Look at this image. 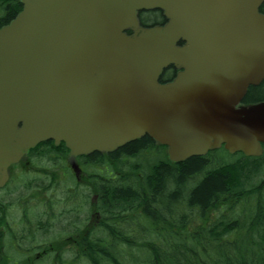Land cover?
I'll use <instances>...</instances> for the list:
<instances>
[{"label":"water","instance_id":"water-1","mask_svg":"<svg viewBox=\"0 0 264 264\" xmlns=\"http://www.w3.org/2000/svg\"><path fill=\"white\" fill-rule=\"evenodd\" d=\"M0 27V188L40 144L69 162L149 136L184 163L224 147L259 157L264 0H21ZM164 25L142 27L141 11ZM131 31L129 35L127 32ZM170 67L175 80L161 84Z\"/></svg>","mask_w":264,"mask_h":264},{"label":"trees","instance_id":"trees-1","mask_svg":"<svg viewBox=\"0 0 264 264\" xmlns=\"http://www.w3.org/2000/svg\"><path fill=\"white\" fill-rule=\"evenodd\" d=\"M20 8L18 0H0V27L12 21ZM260 10L264 14V3ZM161 13L142 12V25L147 26L149 21L161 25ZM263 101L264 81L251 87L245 99L247 103ZM61 147L65 148L63 144ZM164 149L145 136L113 153L81 158L83 165L88 161L92 171L83 176L82 183L70 176L71 185L66 191L77 198L81 185L90 189V195H84L83 211L88 213V220L93 214L99 217L82 229L80 209L68 208L66 213L73 220L54 239L45 240L39 247H29L36 238L42 239L37 235L26 238L27 243H19L20 232L5 223L3 215L7 211L0 210V230L6 228L0 234V264H264V203L257 199L249 214L242 210L235 216L236 206L246 204L256 195L261 197L264 183L253 185L248 180L250 176L244 174L251 169L247 162L258 163L264 156L236 162L237 168L232 171L238 176H231V171L207 176L210 171H220L213 170L214 164L207 158L192 157L173 164ZM154 150L162 157L149 164L147 172L135 160ZM27 187L37 190L31 184ZM92 195L96 196L93 202ZM25 213L21 224L27 228L29 213ZM216 213L220 217L212 220ZM42 227L44 232L49 230ZM66 240L73 241L67 255L60 247ZM9 242L14 245L10 251L3 248V243ZM48 247L42 258L34 257L36 249Z\"/></svg>","mask_w":264,"mask_h":264},{"label":"rangeland","instance_id":"rangeland-1","mask_svg":"<svg viewBox=\"0 0 264 264\" xmlns=\"http://www.w3.org/2000/svg\"><path fill=\"white\" fill-rule=\"evenodd\" d=\"M7 1H10V0H7ZM50 151L51 150H48V149L45 150V148H43L41 150L38 149L33 154V157L34 156H41V157L42 156H48L49 157L48 160H49L51 158V155L49 156L46 153L50 152ZM242 156H244V155L241 153L235 154V155H230L225 151H217L216 153H213L210 157V158H212V157L216 158L215 161H213V163L211 161L210 163L214 164L213 170H220V171H214V172L225 173V172L231 171L230 172L231 176H238L237 174H235L232 171V169L237 168V166L234 165V164H236V162L243 161L245 156L244 157H242ZM65 157H66V153L64 152L63 157H62V163H65L64 166L66 167L67 170H69V167H68V164H67ZM159 157H162L160 152L158 150H154L152 152H146L139 159H136L135 162L142 163L145 167V171L148 172L150 169L149 164L151 165ZM222 161H224L225 163H223ZM260 162L255 163L251 160V162H247V165L244 164L247 166V168L248 167L251 168L249 171H246V174H244V176H250L248 180H251V181H249V182L250 183L252 182V184L256 185V186H260L264 183V159ZM229 165H230V167H229ZM254 165H257V166H254ZM258 165H260V167H258ZM36 166H37V168L40 167L38 165V163L36 164ZM148 166H149V169H148ZM26 167H28V166H26ZM26 167H25V169H23L24 171H26ZM87 168H89V167H87ZM257 169H259V171H257ZM23 170H21V171H23ZM88 171L90 172V171H92V169H89ZM64 173L65 172L63 171V169L57 171V176H60V182L56 187H54V189H55L54 193H53V195H51L50 192H47V191L39 192L38 190H35V189L30 190V188L27 187V185L29 183H32V182H36L37 184H40V183L45 181L44 179L42 180V178H40L39 176H29V175H25V173L21 174L17 170H14V174L16 176H13V181H12L11 185L9 186V190L12 191L13 193L15 192V194H12L10 196L11 197L10 198L11 199V207H10V211L8 210V212L6 213V215L8 214V218L6 219L8 224L7 223L6 224L10 225L11 227H14L15 230H18L20 232L19 243L20 242L27 243L28 241L26 238H28V239L36 238V235H37V237H39V238L42 237V239L38 240L36 238L29 246L31 248H36V247H39L41 244H43V242L45 240L54 239V237L58 233H60L62 230H64L66 228L69 221L73 220V217H71L68 213H66L67 209L71 208V207L72 208L75 207L76 208L75 210L80 209L81 213L79 214V218L81 219L80 221H82V224L80 226V227H83L82 229H84V225L86 223H87V225L90 224V221L88 220V215H87L88 213L86 211H83L86 209V208L83 209V204L86 203V202H84V195H90V193L88 191L90 189H87L86 187L84 188L81 185L80 191H79L80 194L77 195V198H75V196L73 198L70 195L73 192H67L66 191V190H68V189H66L67 186L71 185V180H70V178L67 179V177L64 176ZM66 173L69 174V171H67ZM76 174L79 175L80 173H76ZM17 175H22V176H17ZM82 176H84V175L82 174ZM251 176H252V178H251ZM46 182H48V181H46ZM45 184H47V183H45ZM88 188H90V186ZM5 193L6 192L0 193V197L5 195ZM81 193H82V195H81ZM95 197L96 196H93V195L90 196V200L92 201ZM42 199H44V200L42 201ZM257 199L260 200V202L264 203V189L262 190L261 197L259 195H256L255 197H253V199L247 200L246 204L242 203V204L236 206L235 207V211H236L235 216H237L238 213H240L242 210L249 214L250 211H252L253 206L257 202ZM45 200H47V201L44 204ZM23 207L26 208L28 213H29V221L26 223L27 228L22 226L21 223L19 222L21 220V216L23 213V212L21 213L20 210ZM76 216H77V214L75 215V217ZM217 217H220L219 213L213 214L211 219L216 220ZM92 221H93V219H92ZM92 221H91V223H92ZM44 225L46 227H48V229H49L47 232H44V228L42 227ZM35 227H37L38 230H36ZM69 229L71 231L74 230V228L71 226L69 227ZM5 231H6V228L3 227L0 230V234H3ZM76 237H79V236L77 235ZM242 239H243V237L240 238V240H242ZM29 241H31V240H29ZM10 242L9 243H3L5 245V246H3V248H5L9 251L12 250L14 248V245H13V243H10ZM71 242H73V241L72 240H66L63 244H61L62 246H60L61 248H63V250H65L64 253L66 255L68 254L67 249H69V246H70L69 244H71ZM2 251H3V249H2Z\"/></svg>","mask_w":264,"mask_h":264},{"label":"flooded vegetation","instance_id":"flooded-vegetation-1","mask_svg":"<svg viewBox=\"0 0 264 264\" xmlns=\"http://www.w3.org/2000/svg\"><path fill=\"white\" fill-rule=\"evenodd\" d=\"M18 2H19V5H21V8H20V11H21L23 9V4L21 3V0H18ZM161 14H162L161 23L164 24L166 22V18L163 16V13H161ZM150 22H152V21H149V24H147V27L153 26L154 22L153 23H150ZM176 76H177V70L172 67L171 69L167 70L165 74H163V76L160 78L159 81H160L161 84H169V83H171V82H173L175 80ZM245 99H246V97H245ZM245 99L242 101L241 106H247V105L254 104V102L253 103L245 102ZM43 148H45V150L46 149L51 150L50 152L46 153L49 156L51 155V158L49 160H48V158H49L48 156H42V157L41 156H34V157L32 156V157H28V158L24 159L21 163H19L18 165L14 166V168L11 171V177H10L9 182L7 183V185L4 188L0 189V193L6 192L5 195L0 197V210L5 209V211H7V212H8V210L10 211V207H11V199H10L11 197L10 196L12 194H15V192L13 193L12 191H10L9 190V186L11 185V183L13 181V176H16L14 174V170H17L21 174L25 173V175H29V176H39L40 178H42V180L44 179L45 181L40 183V184H37L36 182H32V183H29V184H31L33 187H36L39 192L47 191V192H50L51 195H53V193H54V190H55L54 187H56L58 185V183L60 182V179H54L53 178V176H57V171L58 170L63 169V171L65 172L64 176L68 177V179L70 178V176H72V179H75L77 182H79V183L83 182L82 174L84 176H87L86 174H88V172H89L88 170L90 169V164L88 163L87 160H86L87 162L83 165L82 161H79V159H77V163H78V165H79V167L81 169L80 174L77 175L75 173L74 169L70 166V164L68 162L69 152L67 153V156L65 157L66 161H67V164H68V167H69V170H67L66 167L64 166L65 163H62V157H63L62 154H64L62 149L55 150V149H53L51 147V144H49V143L43 145L40 148V150L43 149ZM51 152H53V153L50 154ZM57 153L60 154V155H57ZM87 157H89V156H87ZM208 157L209 156L202 157V158H207L208 161H210V162L212 161V163L216 159V158H213V157L212 158H210V157L208 158ZM37 163L40 166L39 168H37V166H36ZM26 166H28V167H26ZM25 167H26V171L23 170V169H25ZM87 167H89V168H87ZM21 170H23V171H21ZM67 171H69V174L66 173ZM219 174L224 175V173L211 172L210 171V172H208L207 176L219 175ZM17 176H22V175H17ZM54 180L56 182H54ZM46 181H48V182H46ZM45 183H47V184H45ZM43 186H45L47 189L44 190V189L40 188V187H43ZM47 200L44 201V204H45V202ZM25 210H27V209L24 208V207L20 210L21 213L23 212L22 216H21V220L19 221L20 223H22V221L26 218V214L27 213H25ZM24 215H25V217L23 218ZM3 216H5V218L7 219L6 214H4ZM28 216H29V214H28ZM28 216H27V218H28ZM1 217H2V215L0 216V218ZM97 217H99V216H95V219ZM2 219H3V217H2ZM6 219H5V223L8 224ZM95 219H94V216H93V220H95ZM89 221H92L91 217H90ZM35 228H36V230H38L37 227H35ZM41 245H43V244H41ZM48 249H50V248L48 247V248H46V249H44L42 251H39V249H36L34 257H36L37 259L42 258V256H44V255H46L48 253ZM53 251H54V249H52V252ZM31 264H33V262Z\"/></svg>","mask_w":264,"mask_h":264}]
</instances>
